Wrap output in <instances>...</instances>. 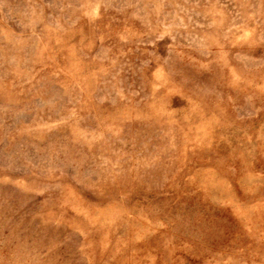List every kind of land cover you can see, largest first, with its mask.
I'll use <instances>...</instances> for the list:
<instances>
[{
    "label": "rangeland",
    "instance_id": "374dc122",
    "mask_svg": "<svg viewBox=\"0 0 264 264\" xmlns=\"http://www.w3.org/2000/svg\"><path fill=\"white\" fill-rule=\"evenodd\" d=\"M0 264H264V0H0Z\"/></svg>",
    "mask_w": 264,
    "mask_h": 264
}]
</instances>
